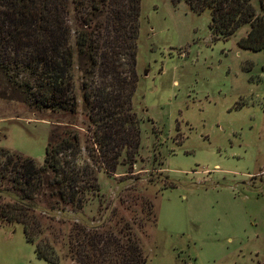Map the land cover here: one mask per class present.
Wrapping results in <instances>:
<instances>
[{
  "label": "rangeland",
  "instance_id": "374dc122",
  "mask_svg": "<svg viewBox=\"0 0 264 264\" xmlns=\"http://www.w3.org/2000/svg\"><path fill=\"white\" fill-rule=\"evenodd\" d=\"M259 1L250 0L264 17ZM209 21L208 9L195 13L184 0H140L130 102L138 147L113 172H97L98 191L81 210L94 220L104 211L126 219L152 211L155 224L150 214L139 235L146 264H264V51L237 46L248 25L214 39ZM75 94L73 113L0 97V148L41 163L57 127L77 132L79 160L90 163L78 81ZM54 214L42 222L65 234L73 219L58 224ZM54 250L56 264H73L65 243ZM0 264L51 263L34 255L20 224L0 220Z\"/></svg>",
  "mask_w": 264,
  "mask_h": 264
},
{
  "label": "trees",
  "instance_id": "16d2710c",
  "mask_svg": "<svg viewBox=\"0 0 264 264\" xmlns=\"http://www.w3.org/2000/svg\"><path fill=\"white\" fill-rule=\"evenodd\" d=\"M184 2L195 13L209 10L214 39L248 25L237 46L264 51V17L250 0ZM139 11L140 0H0V97L36 110L73 113L78 81L92 127L84 145L90 163L79 160L77 132L60 133L57 127L49 131L41 163L0 148V194L11 199L0 203V220L20 224L34 255L51 264L57 262L58 243H65V257L73 264H146L139 235L150 214L155 224L152 211L129 219L104 211L95 220L81 212L86 194L98 191L97 172H113L122 154L129 158L138 147L130 102ZM262 112L264 121V102ZM51 211L61 213L58 224L73 219L65 234L42 222L55 219Z\"/></svg>",
  "mask_w": 264,
  "mask_h": 264
}]
</instances>
